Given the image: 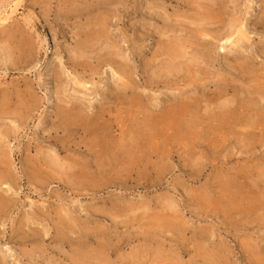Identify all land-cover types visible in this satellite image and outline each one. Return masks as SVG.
Instances as JSON below:
<instances>
[{
    "label": "rangeland",
    "instance_id": "rangeland-1",
    "mask_svg": "<svg viewBox=\"0 0 264 264\" xmlns=\"http://www.w3.org/2000/svg\"><path fill=\"white\" fill-rule=\"evenodd\" d=\"M262 3L261 0H0V88L29 85L41 101L25 124L20 122L22 131L11 132L5 141V148L12 152L13 170L21 175L22 161L28 154L34 156L38 148L57 149L61 161L67 163L63 168L43 169L44 179L50 173L49 181L44 183L29 184L26 179L20 183L0 182V192L7 190L3 187L9 184L16 200L0 225L1 255L5 252L10 263L16 262L13 259L17 256L23 258L22 264H71L66 255L73 247L96 246L103 240L111 247L109 258L113 264L121 260L139 264H258L263 260L259 264H264V125L254 126L251 118L241 115L222 122L210 113L214 111L213 104L206 105L202 100L199 108H188L199 110L197 118L185 116L184 124L192 122L190 130L148 132L149 123L164 114L165 108L173 106L176 97L186 100L192 95L203 99L205 92L216 95L222 89L223 76L232 77L225 61L210 62L201 64V70L197 66L192 69L198 76L208 73L212 80L209 84L200 83L197 91L191 86L181 95L180 85L170 84V88L166 85L169 59L161 54V49L169 39L188 41L187 64L204 50L202 41L189 32L192 27H201L200 21L195 24L199 19L197 9H207L224 18L202 25L215 34L222 30L223 21L226 28L230 17L241 18L250 38L244 46L259 56L252 67L264 74L261 42L264 25H256ZM245 10H250L246 16L249 21L242 17ZM99 19H108L109 41H99L92 51L84 54L79 39ZM185 26L189 27L187 31L183 29ZM214 42L213 46L218 47L223 40ZM28 47L32 56L21 61L22 50ZM9 52L13 61L17 60L16 69L9 61ZM73 52L79 57L83 53L82 59L77 58L83 61L81 66L69 59L76 56ZM52 63L62 72L61 86L50 76ZM119 64L130 75L122 73ZM180 66L182 72L178 76L183 78L185 70L191 69ZM231 72L235 74V84L242 89L246 82L235 69ZM176 74L170 76L175 83ZM75 78L89 83V89L77 85ZM151 78L163 84L157 85ZM127 81L130 84L125 91ZM239 88L230 92L236 93V98H240ZM251 97L257 101L259 94ZM226 99L224 96L216 100ZM66 102L80 104L85 114L105 107L114 125L109 136L117 142L124 138L128 147L133 138H141L139 147L149 155L148 160L128 162L124 156L122 164L114 161L99 168L90 142L97 132L52 128L56 121L55 105ZM92 102L94 106L86 108ZM238 117L249 121L242 123L240 120L244 119ZM2 120L0 128L4 124L16 128L11 120ZM12 120L19 124V120ZM232 125L234 129H230ZM30 147L32 153H28ZM68 156L76 160H68ZM84 162L89 164L85 169L87 175L95 177L68 181L64 173H81ZM100 170L105 171V178L99 177ZM60 175L65 180L60 181ZM61 217L68 220L59 224ZM22 224L25 225L20 228ZM34 228L48 229L51 234L56 233V228H63L65 233L70 229L76 234L69 232L72 238L48 236L39 246L44 256L39 257L37 251L32 258L22 257L23 249L33 247V237L22 236ZM88 228L99 235L92 237ZM24 240L26 244L21 243Z\"/></svg>",
    "mask_w": 264,
    "mask_h": 264
},
{
    "label": "bare ground",
    "instance_id": "bare-ground-1",
    "mask_svg": "<svg viewBox=\"0 0 264 264\" xmlns=\"http://www.w3.org/2000/svg\"><path fill=\"white\" fill-rule=\"evenodd\" d=\"M261 1L263 2L262 14L258 18L256 25L257 24L264 25V0ZM199 5L197 6H199L200 9L201 4ZM199 9H197L196 11L197 14L199 15V19H196L197 23H195L194 21L192 22H194L197 25L200 21L201 27L200 28L198 26L197 28L192 27L190 28L189 32L190 34H192V36L197 38V40L199 39V41L200 40L202 41V43L201 41L200 43L201 45L203 44L202 48L204 50L201 51L202 53L201 55L203 56L200 57L201 56L200 55L199 57H194L195 56L194 55L193 59L195 62L192 61L190 64H187L186 60L189 52L187 50L188 46L185 42L188 41L186 40L180 41L179 39H176V37L175 39H169L167 41L168 43L163 45L161 49V54L166 55V57L169 59V62L166 64L168 70L167 73L165 74L164 81H166V85H168L169 88H170V84L180 85L179 93L181 95H183L185 92H188L191 86L194 87V89L197 91L199 89L200 83L209 84L212 82V80L210 76H208L209 75L208 73H203L206 76H201V73H199L200 76H198V74L196 73H192V69H194V66L199 67V69L201 70V64L208 65L210 62L224 63V61H225L224 64H226V66L229 67L228 74L232 75V77L229 79V77H226V75L223 76L222 78L223 86L221 87L222 89L216 95H210L207 92L205 93L203 92L205 95L203 99L194 98L196 96L193 97L192 95H189L186 100H184L183 98L182 100L181 98L176 97L175 99H177V102H175L173 106L170 105L168 108H165L167 110L164 112V114L162 113L160 117H157L151 123H149L148 132H164V130H171L172 132H181V131L186 132L187 130H190L192 128L191 125L192 122L191 123L189 122L190 124L185 122L184 124L183 122L185 116L190 115L192 118H197L199 110H195V109L191 110L188 108L192 106L199 108L200 104L202 103V100L206 102V105L213 104L214 107L212 108V110L214 111L211 112L208 111V112H210L213 116H216L222 122L225 121L226 123L227 120H231V119L233 120L236 118L237 115H241L247 118H251L252 124H254V126L264 125V74L262 75V73H258L257 70H255V67L254 66L252 67V63L258 61L259 56L256 54H252L251 52H248L246 46H244L245 42L250 39L246 31L247 29L245 30L243 28L246 27L244 21H241L242 20L241 18L234 19L233 17L232 19L230 17V21H229L230 23L228 22L229 23L228 26L225 28L226 23L225 21H223V23L221 24L223 27L221 28L222 30L219 31L217 34H215L209 32L207 27L203 28L202 25L205 26V24H209V23H218L217 21L224 20V18H221L219 14L216 15L209 10L207 11V9H204L203 11H200ZM249 11L245 10V12L242 13V17L243 16L246 17L250 13ZM245 19L246 21H249L248 17H246ZM5 20L6 18L3 21ZM107 25H108V19H99L97 23L92 24L90 27L88 26L89 28H87L88 31L84 33V38L79 39L80 40L79 46L81 47V51L84 52V54L88 50L92 51L93 50L92 47H94L99 41L101 40L105 41L106 39L108 40L109 36L106 33L108 27ZM188 28L189 27L185 26L183 29L187 31ZM216 39L223 40V42L220 43L221 46L218 47L213 46L214 45L213 43H215L214 40ZM261 42H263L262 47L264 49V40ZM244 50L247 52V54L244 52ZM22 52L24 53L20 56L21 61L26 60L27 57L29 56H32V50L30 49V47L23 49ZM82 54L80 55L81 57ZM7 55L10 63L14 64L12 68L13 69L18 68L17 60L14 59L15 63L13 61L14 58L13 54L9 52L7 53ZM74 55L76 56L69 57V59L72 61L74 65L81 66L83 64L82 63L83 61L80 59H79L80 61H78L77 58L79 56H77V54ZM262 56L264 57V51H262ZM237 58L239 59V61H236ZM124 62L126 65L127 62L126 61ZM180 64L184 65L185 67L188 66L191 69V71L188 69L185 70L186 74L185 75L183 74L181 76L183 78L179 77L180 72H182L181 71L182 66H180ZM52 66L53 68L50 70V76H52L53 79L56 80L57 84L61 86L60 83L63 77L62 72L60 71L59 66H56V63H52ZM118 68L122 73H126V75H130V73H127L128 71L127 72L125 71V67L124 69L122 68L121 64H119ZM232 69H235L238 72V76L246 82L245 85L241 86L242 89L235 84L236 79L233 78L235 74L231 72ZM175 74L177 75V77L175 76L176 83L173 82L174 80H172V78H170V76H173ZM154 79H152V81ZM160 81L161 80L155 79L153 83L155 84L157 83V85L159 83L163 84ZM253 81L254 84H252ZM75 82L77 83V85H81L86 89H89L90 87L89 83L81 81L79 79H76ZM128 83L129 81L124 83V86L126 88L125 91L128 89L127 88L129 86ZM181 83L186 85L183 87L181 86ZM238 88L241 89L240 98L238 97L236 98V93L234 94L230 93L231 91H238ZM230 94L232 95L231 97L228 96ZM253 94H259V99L257 101H255L254 98L251 97ZM224 96H227L226 100H222L220 102L216 100L217 98L221 99V97ZM58 99L59 102L62 101L59 96ZM40 103H41L40 99L36 97L35 91H33L32 87L29 85H26L24 88L18 87L17 89L0 88V118H2L3 119L2 121L4 122H9L11 120L12 124L14 122L16 126V128L12 127L11 125L7 127L4 124L3 125L4 127L0 128V182L2 184H5L7 182L8 183L16 182V181L20 183L24 179H26V181H28L29 184L44 183L46 181H49L47 178L50 175V173L46 174L47 175L45 176L46 179H44L42 173L43 169L50 170V168L52 169L54 168V166L63 168V166L67 164L66 162L63 163L61 161L62 158L60 157L59 151H56L57 149L54 151H52L51 149H49L51 151H43L42 149L38 148L36 151L37 153L36 154L34 153L35 154L34 156L28 154L26 158L22 161L21 175H19V173L14 172L13 170L12 167L13 161L11 158L12 152L5 148V141L7 137L11 136V132H15V133L20 132L21 128H23L20 122H22V124H25L24 121H26L32 114H34L35 110L39 109ZM51 104H54L53 101H51ZM76 104L71 103L70 105H67L66 102V104L61 105L60 103H57L55 105L57 108L55 112L56 121L53 122L52 128L55 129L60 128L67 132H70L72 128H74L73 130L81 128L83 132H88V133L97 132L96 134H94L90 142L92 146L91 150L96 155V163L99 166V168L104 167L106 163L111 164L114 161L118 162L117 164L120 163L122 164L124 163L122 160L124 156H126L128 162L138 161V160L141 161L148 160L149 155L147 156V154L144 153V150H142L141 147H139L141 143L140 140H142L141 138L139 139L133 138L132 142L130 143V146L128 147L127 144L124 145V138L122 139L120 138L119 141L117 142V140L113 136H109L110 134L108 132H112L114 125L112 118L106 115L105 107L100 108L98 112L85 114L83 112L86 110L83 109L82 107H79L81 106L80 104L79 106L78 104L77 105ZM92 106H94L93 102L88 104L86 108ZM244 117H238V119H244V120H240L242 123H245V121H249L247 118ZM12 119L19 120V124L16 123V120H12ZM229 127L230 129H234L233 125ZM256 128L262 129L261 127H256ZM43 132H46V130L44 129ZM58 150L61 151L62 149H58ZM31 151L32 150L30 147L28 153H32ZM14 153L15 151L13 152V154ZM67 158L68 160L70 159L76 160L74 156H68ZM87 167H89V164L87 162H84L81 173L76 171H71L70 173H64V174L66 175L68 181H71V179L73 180L81 177L93 179L95 175H91L89 177L85 172L86 171L85 169ZM71 168H73V166H71ZM83 172L84 175L82 174ZM100 172H99L100 173L99 177L105 178L106 177V175L104 174L105 171L100 170ZM59 179L60 181L63 179L65 180L64 176L62 175L59 176ZM3 188H7V190H3L0 192V225L6 221V220L3 221L4 216H8L11 207L16 204V200L14 199V196H12L11 194L13 192L11 185L9 184L8 186L5 185ZM61 219H58L59 224H62L63 222L65 223L68 220L64 217H61ZM25 224L20 225L21 226L20 228H23ZM67 231L72 232V234H76V231L74 230L69 229ZM68 233H65V230L63 228H56L55 234H51V232L48 229L45 230H41L38 228L32 229L31 233L22 236L23 239L25 237L26 238L33 237L32 249L30 250L23 249L22 257L27 256L32 258L34 253L37 251L40 253L39 257L44 256L43 254L44 251L42 247L39 246L43 245L44 241L48 236H52L54 238H59L60 236L62 238H66L68 236L69 238H72V236H70ZM90 233L91 232H89V234ZM97 235H99L98 232L94 231L93 233L92 231L91 233L92 237H96ZM79 238L81 239V237ZM25 241L27 240H24L21 243L26 244L27 242ZM85 243H87V241ZM110 248L111 247L108 246L107 243L103 240L97 242L96 246L87 245L86 247H82V246L77 248L73 247L71 252L66 255V259L69 260L71 264H113V262L110 259L111 257L109 258L110 250H111ZM14 258L15 259L13 260H16V262L10 263L9 256H7L5 252H3V254L1 255V251H0V264H16V263L22 264L20 262L21 261L20 259L23 258H18L17 256ZM119 264H139V262L121 260Z\"/></svg>",
    "mask_w": 264,
    "mask_h": 264
}]
</instances>
